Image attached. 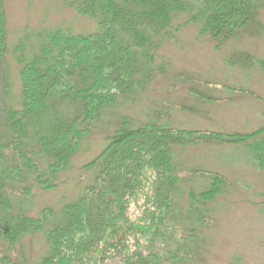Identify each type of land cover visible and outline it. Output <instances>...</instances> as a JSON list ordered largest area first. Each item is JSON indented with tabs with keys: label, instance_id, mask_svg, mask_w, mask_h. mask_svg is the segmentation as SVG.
I'll return each instance as SVG.
<instances>
[{
	"label": "trees",
	"instance_id": "16d2710c",
	"mask_svg": "<svg viewBox=\"0 0 264 264\" xmlns=\"http://www.w3.org/2000/svg\"><path fill=\"white\" fill-rule=\"evenodd\" d=\"M64 5L93 21V30H30L26 34L34 42L28 47L17 37L10 55L18 94L9 85L0 13V264L195 261L196 248L177 243L172 253L165 245L176 238L172 230L186 226L183 220L192 224L188 239L197 238L194 225L208 218L206 205L227 179L205 173L209 185L204 190L195 192L193 182L182 189L186 166L177 150L212 142L245 144L264 173V132L226 139L174 129L155 115L114 126V113L142 100L156 75L168 80L170 66L159 61V52L177 41L184 27H196L197 36L216 48L242 35L258 36L264 0H64ZM253 61L233 52L227 63L246 68ZM260 67L264 70L263 62ZM97 132L104 136L101 152L75 166L82 146ZM73 176L79 183L76 196L61 200L56 210L45 206L31 212L34 192L56 190ZM184 195L186 211L179 208ZM33 236L41 248L35 260L22 250L24 240Z\"/></svg>",
	"mask_w": 264,
	"mask_h": 264
},
{
	"label": "rangeland",
	"instance_id": "374dc122",
	"mask_svg": "<svg viewBox=\"0 0 264 264\" xmlns=\"http://www.w3.org/2000/svg\"><path fill=\"white\" fill-rule=\"evenodd\" d=\"M0 8L7 33L9 85L15 94L19 93L20 82L10 54L17 37L22 36L21 41L28 47L30 41L34 42L26 34L30 30L66 28L75 34H85L94 28L93 21L66 8L64 0H0ZM260 21L263 31L258 36L242 35L219 48L197 36L196 27H184L176 35L178 42L165 44L159 52V61L170 66L166 73L168 80L156 75L154 86L141 96L142 100L130 101L114 113L117 118L114 126L120 120L145 122L155 115L161 123L174 129L219 133L226 139L258 130L264 132V70L260 67L264 63V7ZM233 52L252 57V67L228 64ZM106 118L111 121L112 116ZM106 132L109 134L111 130L105 129ZM103 137L102 133H95L82 146L74 165L85 164L99 154L104 147ZM177 153L186 166V169L182 167V189L187 190L193 182L195 192L204 190L209 185L205 173L224 177L227 182L213 202L206 205L208 218L194 225L197 238L188 239L192 224L183 220L186 226L172 230L176 238L169 240L165 248L172 253L177 250V243H183L185 249L196 248L197 259L185 264H264V173L256 167L250 150L245 144L212 142L209 146L187 145ZM71 175L66 174L64 178ZM67 183L46 193L34 192L31 212L37 214L45 206L56 210L61 200L76 196L77 179L73 176ZM26 201L31 203L30 198ZM188 201L184 195L179 208L186 211ZM39 241L35 236L27 237L21 246L32 260L41 254Z\"/></svg>",
	"mask_w": 264,
	"mask_h": 264
}]
</instances>
